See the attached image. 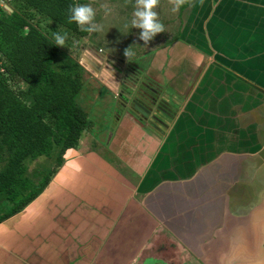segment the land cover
<instances>
[{"label":"crops","instance_id":"obj_1","mask_svg":"<svg viewBox=\"0 0 264 264\" xmlns=\"http://www.w3.org/2000/svg\"><path fill=\"white\" fill-rule=\"evenodd\" d=\"M177 15L143 71L174 115L124 103L103 155L80 133L25 157L48 177L0 221V264H264V0Z\"/></svg>","mask_w":264,"mask_h":264},{"label":"trees","instance_id":"obj_2","mask_svg":"<svg viewBox=\"0 0 264 264\" xmlns=\"http://www.w3.org/2000/svg\"><path fill=\"white\" fill-rule=\"evenodd\" d=\"M74 3L76 0H10V11L0 6V200L10 204L0 213V221L36 196L47 181L45 175L31 184L22 175L24 158L50 147L63 154L88 125L85 111L75 101L83 67L52 45V38L23 15L39 16L84 34L76 23L68 22V8ZM9 76L25 83L27 89L15 92L7 85ZM139 89L150 104L169 117L174 115V106L160 97L159 83L144 75Z\"/></svg>","mask_w":264,"mask_h":264},{"label":"rangeland","instance_id":"obj_3","mask_svg":"<svg viewBox=\"0 0 264 264\" xmlns=\"http://www.w3.org/2000/svg\"><path fill=\"white\" fill-rule=\"evenodd\" d=\"M104 3L109 4L113 9L107 16L100 9V5ZM76 4H91L96 9V22L103 25V31L91 34L86 32L84 34L75 33L39 16L29 18L26 14H22L51 38L56 32L67 34L66 45L59 47L84 69L82 85L75 97L76 103L82 107L88 119V125L82 130L80 139L88 141L89 147L86 146L88 151L103 155L104 153H101L100 150L107 143L108 133L115 129L122 112L127 110L129 112V107H125L122 98L117 95L121 82L131 86L132 92H137L139 80L144 76L143 71L153 54V50L173 37L176 33V23L179 16L177 12L171 10L172 5L169 0H160L155 11L158 13L165 31L158 33L147 45H144V41L139 39L141 30L132 28L130 25L135 0H76ZM19 11L21 12L20 9ZM130 45H132L134 52V55L130 57L131 61L124 55V50ZM124 70H137L140 75L137 73L136 80L131 83V80H126L131 78L130 74L125 78L123 77ZM5 79H7V85L17 93L19 90L27 89L25 83L14 76ZM116 82L119 84L118 88L115 89ZM103 84L112 85L114 93ZM163 87H161L159 94L162 93ZM125 89H128L127 85ZM48 121L50 122V120ZM98 135H101L100 138ZM39 168L36 167L37 172H39ZM4 210L5 207L0 208V212Z\"/></svg>","mask_w":264,"mask_h":264},{"label":"clouds","instance_id":"obj_4","mask_svg":"<svg viewBox=\"0 0 264 264\" xmlns=\"http://www.w3.org/2000/svg\"><path fill=\"white\" fill-rule=\"evenodd\" d=\"M198 2L203 4V0H169L172 5V11L177 12L185 5L194 6ZM160 0H135L134 11L130 25L132 28L140 29L139 39L144 41V45H147L158 33L164 32L165 27L160 22L158 13L155 9L158 7ZM7 8H9L7 6ZM6 8V9H7ZM100 9L104 12L105 16L112 12V7L107 4H101ZM70 15L68 16L69 23H76L80 31L86 33H98L103 31V25L96 22V9L91 4H72L68 8ZM52 45L65 46L67 40V34H61L56 32L52 37ZM124 55L128 58L134 55L132 45L124 50Z\"/></svg>","mask_w":264,"mask_h":264},{"label":"flooded vegetation","instance_id":"obj_5","mask_svg":"<svg viewBox=\"0 0 264 264\" xmlns=\"http://www.w3.org/2000/svg\"><path fill=\"white\" fill-rule=\"evenodd\" d=\"M137 73H138L137 70H135V71L124 70V72L122 74H123L124 78L130 74L129 76H131V78H128L126 80H131L130 82L133 83V81L136 80ZM116 83H117L116 87L118 88L119 83L118 82H116ZM126 85L128 86V89H125ZM139 86H140V80L138 83L137 92L135 93V92H132L131 86H129L128 84H126L124 82H121V84L119 86L120 88L118 89V92H117V95L120 98H122L121 100L123 101V103H128V107L130 109H132L133 111L137 112L140 115V118H142V119L147 118L146 120L150 119L152 122L160 121L159 116L157 114V111L162 112L164 115L167 116V114L164 113L163 111H161L160 109H158L155 104L154 105L150 104L147 99L142 97ZM138 101H140L142 106L146 109V112H143L142 110H140L139 108H137L134 105Z\"/></svg>","mask_w":264,"mask_h":264},{"label":"water","instance_id":"obj_6","mask_svg":"<svg viewBox=\"0 0 264 264\" xmlns=\"http://www.w3.org/2000/svg\"><path fill=\"white\" fill-rule=\"evenodd\" d=\"M8 11H10V8H7ZM137 108H139L140 110H142L143 112H146V109L142 106V104L140 103V101L136 102L134 104Z\"/></svg>","mask_w":264,"mask_h":264},{"label":"built area","instance_id":"obj_7","mask_svg":"<svg viewBox=\"0 0 264 264\" xmlns=\"http://www.w3.org/2000/svg\"><path fill=\"white\" fill-rule=\"evenodd\" d=\"M10 0H0V6L3 8H7V2H9Z\"/></svg>","mask_w":264,"mask_h":264}]
</instances>
